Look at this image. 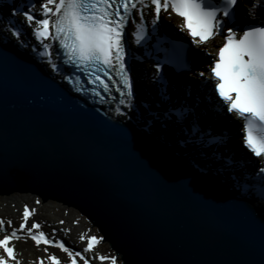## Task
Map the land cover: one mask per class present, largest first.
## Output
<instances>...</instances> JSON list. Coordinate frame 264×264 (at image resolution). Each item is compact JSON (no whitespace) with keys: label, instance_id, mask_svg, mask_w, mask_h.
<instances>
[{"label":"water","instance_id":"1","mask_svg":"<svg viewBox=\"0 0 264 264\" xmlns=\"http://www.w3.org/2000/svg\"><path fill=\"white\" fill-rule=\"evenodd\" d=\"M41 66L0 42V195L71 205L122 264H264L250 198Z\"/></svg>","mask_w":264,"mask_h":264},{"label":"snow or ice","instance_id":"2","mask_svg":"<svg viewBox=\"0 0 264 264\" xmlns=\"http://www.w3.org/2000/svg\"><path fill=\"white\" fill-rule=\"evenodd\" d=\"M5 7L9 12L2 18L6 23H0V34L6 33L20 41L30 29V35L38 42L30 45L32 51L46 60L73 91L86 93L98 103L108 104L111 100L118 105L115 112L128 118H131L129 112L139 111L128 57L133 55L131 45L143 49L146 56L155 60L152 80L156 98L140 106L148 127L159 124L163 131L177 136L182 147L194 149L217 165V174L229 178L233 186L241 185L249 195L259 192V198L264 200V0H25L23 4L17 0ZM169 10L183 18L200 47L221 35L228 37L216 71L222 90L216 83L212 85L217 97L227 102L222 107L220 100L210 105L198 86L189 82L181 84L167 73L168 66L181 76L191 73L193 54L191 48L159 40L161 15ZM153 39L157 41L155 53H162L163 59L148 51ZM165 43L171 47H165ZM206 79L211 81L213 77ZM120 106L127 111H122ZM217 113L221 119L234 113L247 122V147L255 153L252 161L232 154L231 134L217 131L212 122ZM29 215L25 207L20 229L0 239V249L5 254L0 256V264L16 260L10 241L18 238V231L25 228L37 246L43 243L59 247L68 254L71 264H77L75 257L89 264L82 252L73 255L63 241L49 239L43 231L34 234L32 229L41 225L28 227ZM3 225L4 221L0 220V229ZM97 241V237H90L83 252L91 251ZM50 259L52 264H61L55 255Z\"/></svg>","mask_w":264,"mask_h":264},{"label":"bare ground","instance_id":"3","mask_svg":"<svg viewBox=\"0 0 264 264\" xmlns=\"http://www.w3.org/2000/svg\"><path fill=\"white\" fill-rule=\"evenodd\" d=\"M17 2V1H16ZM19 2L21 4H23L25 2V0H19ZM9 10V8H7ZM175 20H177L176 18H173ZM149 27H151L149 25ZM158 29H160V25L158 27ZM166 30H169L168 28H166ZM31 31V30H30ZM157 36L159 37V35L157 34ZM159 40L162 42L163 40L160 39ZM172 40V39H171ZM219 41L224 40L221 38H218ZM174 41V40H172ZM226 41V38H225ZM212 44L209 43L207 46H203V47H199L200 50L206 52L207 55L212 54V56L215 58V55L217 53V48H213L212 50L208 49L207 47ZM148 51L154 52V48L150 47L148 49ZM220 55V54H218ZM147 57V63L145 64L146 70L152 75L153 77V73L155 72V67H154V62L152 61V58L149 56ZM196 59H198V56H195ZM49 65V64H47ZM207 75H203L204 79H205V84L209 85L212 88V85L214 83H216V86L218 85L217 83V77L215 76L214 72H215V68L213 66L209 67L208 69H206ZM211 76L213 77V79L211 81L207 80L206 77ZM130 77L133 79L134 77L132 76V74L130 73ZM59 79V78H57ZM186 79H192L194 80V82H198L201 81L199 79V77L194 76L193 75H187ZM60 80V79H59ZM213 89V88H212ZM97 103V102H96ZM95 104V103H94ZM96 105V104H95ZM123 111H127V109H124ZM113 114L115 117L121 118L124 121H127L128 123L133 124V126H140L142 128L145 129V131L151 133L152 135L156 136V138L160 139L162 142L167 144V148L169 151L171 152H175L177 153L183 161L190 163L191 164V158L190 155L188 153H186L182 148H179V146H175L174 144L179 143L178 142V138L173 135L172 133V137L170 139H168V137L164 138L162 137V133H160L159 131L156 132L155 128L153 127H147V124L145 123L144 119L142 118V116H138V114L136 112H129L128 116H130L131 118H128L126 116H122V115H118L116 112L111 113ZM236 122H238L239 126L243 125L246 126L247 123L239 118H235L234 119ZM246 136V134H245ZM248 136V135H247ZM166 138V139H165ZM169 141H172L169 142ZM242 142H240L241 144ZM247 143V142H246ZM185 149V148H184ZM194 153H196L194 151V149H191ZM197 154V153H196ZM248 157V161H252V156L247 154ZM198 159H201V163L202 164H209V160L204 159L203 157H201L200 155H198ZM212 167V171L214 173V167L213 165H211ZM210 174V173H208ZM217 174V173H214ZM212 175V174H210ZM218 177H214L216 180H220L223 181L224 179L226 181H230L229 178L224 177L223 175L217 174ZM226 186L229 190L236 192L237 194L242 195V193L239 191V189L241 188L239 186H232L231 185H224ZM248 195V194H247ZM22 198V199H21ZM30 199L32 197L30 196H25V195H21L20 199L18 200V205H21L23 199ZM36 202V199L34 200V203ZM11 202H8L7 198L5 199H0V220H4L6 219V217H8L7 219H14V220H18V218L23 219V216L21 214H19V212L17 211V215H15L14 211L10 212L11 209L10 207H7L8 204ZM256 204L258 205V207L264 211V204H261L259 201L256 202ZM7 211V212H6ZM15 215V216H14ZM15 217H18L17 219ZM30 220H32L35 223H39L42 226V224H46L51 231L56 232V234L58 235V233H60L61 235H59L58 237L61 238V241L64 242V244L71 250L75 247H79L81 242H80V237H81V233H84L87 231V227L85 226L86 224L83 223L81 220H79L76 216L71 215V213L69 214L68 212L65 214V212L62 209H59V207L56 206H50L48 205V203H44L38 205V207H34L33 211L30 213L29 218ZM61 221H64V223H61ZM34 223V224H35ZM13 230L16 229H9L6 225V223H4L2 231H0V236L2 235L3 237L6 235L5 233H10ZM21 233V234H20ZM23 232L18 231V238H13L10 242V246H14L15 251L16 252V260L12 263V264H49V262L46 259L45 256V252H47V255L52 256L55 255L60 261L61 264H65V260H67L68 254L65 253L63 250L59 251L56 250V247H48L47 250H45L43 247L44 245H39L37 246L35 244V242L28 238V236L23 235ZM51 238V237H50ZM2 250L0 249V255H2ZM100 257V256H99ZM39 260H36V259ZM49 259V258H48ZM92 264H97V261H91ZM105 263V261H100L99 263Z\"/></svg>","mask_w":264,"mask_h":264},{"label":"rangeland","instance_id":"4","mask_svg":"<svg viewBox=\"0 0 264 264\" xmlns=\"http://www.w3.org/2000/svg\"><path fill=\"white\" fill-rule=\"evenodd\" d=\"M21 195L30 196L32 198L27 199V200L25 198L21 202L22 204L21 205H18V200L20 199V196ZM5 198H7L8 202H11V203L8 204L7 207H10V209H11L10 212H13L14 211L15 215H17V211L19 212V214H21L20 211H23V208H25V207L30 208V209H33L34 207L37 208L38 205L41 206V204H44V203H48V205H50V206L59 207V209H62L65 212V214L67 212L69 214L71 213V215L76 216L79 220H81L83 223H85L86 224L85 226L87 227V231L84 232V233H81V237H80L81 244H80V246L79 247L78 246L75 247L73 249V251L74 250H80V248L84 247L86 238L87 237L94 236V237H97L98 238V244L90 252V256H92V259L93 258L97 259L96 258L97 256H100V257H102V256H104V257L109 256V258H112L111 256H115V254L112 251L113 249L110 247V245L108 244V242L101 240V238H102L101 234L97 231V229L94 227V225H92L91 221L88 220L85 216H83V214H81V212L78 209L72 207L71 205H65V204L60 203V201L51 200V199L50 200L46 199V200L41 201L42 200L41 197H39L37 194L30 193V192H25V191H22V192L15 191V192H12V193L7 194V195H5V194L4 195H0V199H5ZM35 199H36V202L34 203V200ZM37 201H39V203H37ZM15 218L17 219L18 217H15ZM3 221H4V223H6V225H7V227L9 229H16V226H18V222L20 221V218H18V220H14V219H7V217H6V219H4ZM9 221L11 222V224H9ZM31 222H32V220H30L27 223V226L28 227H29V224ZM42 226L43 227H40L41 230L43 229V230L51 233L50 232L51 231L50 228L46 224H42ZM25 230H27V228H25ZM23 235H28V237H29V233L28 232H26ZM59 235H61V234L58 233V235H57L56 233H54L52 239L55 240L56 239L55 236H59ZM82 237H83V239H82ZM14 246H15V244H14ZM14 246H13V248H14ZM48 247H53V246L52 245H49ZM48 247H43V248L44 249L45 248L47 249ZM56 250H58V252L61 251V249L59 247H56ZM16 252H17V250H16ZM46 254H47V252H45V256H46ZM36 260H39V259L37 258ZM99 261L100 260L97 261V264H110L109 261H106L105 263L104 262L103 263H99ZM80 262H81V264H84V261H80ZM117 262H118V264H120V263L122 264V260H119L118 259Z\"/></svg>","mask_w":264,"mask_h":264}]
</instances>
